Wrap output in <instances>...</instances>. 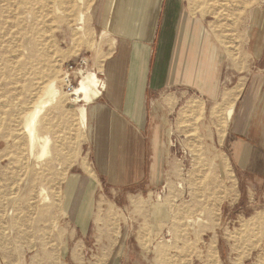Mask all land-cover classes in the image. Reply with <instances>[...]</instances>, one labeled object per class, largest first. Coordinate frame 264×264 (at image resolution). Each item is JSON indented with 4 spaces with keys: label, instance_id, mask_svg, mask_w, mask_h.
I'll return each instance as SVG.
<instances>
[{
    "label": "rangeland",
    "instance_id": "374dc122",
    "mask_svg": "<svg viewBox=\"0 0 264 264\" xmlns=\"http://www.w3.org/2000/svg\"><path fill=\"white\" fill-rule=\"evenodd\" d=\"M92 1L85 7L86 0H0V264H68L60 247L69 232L62 182L91 127L79 120L76 111L84 104L64 92L61 75L67 64L83 57L87 64L81 72L94 73L101 90L102 77L92 69ZM261 2L206 0L203 5L212 7V21L224 37L226 20L235 23L246 15L251 28V11ZM82 13L84 22L78 21ZM259 35L262 68L264 31ZM50 80L57 95L35 125L37 138L48 139L41 156V141L30 152L22 125ZM169 132L167 145L179 161V179L149 194L153 198L143 205L147 216L133 222L140 248L133 242L131 250L143 251L147 264H157L159 245L166 246L163 264H264V167L257 166L253 145L240 144L244 165L215 150L207 102L201 103L199 135ZM130 213L139 214V207ZM118 218L114 208L104 213L116 224Z\"/></svg>",
    "mask_w": 264,
    "mask_h": 264
},
{
    "label": "crops",
    "instance_id": "0c3cea01",
    "mask_svg": "<svg viewBox=\"0 0 264 264\" xmlns=\"http://www.w3.org/2000/svg\"><path fill=\"white\" fill-rule=\"evenodd\" d=\"M205 1H92V69L102 87L84 105L91 136L62 182L69 232L60 247L68 264H147L143 251L131 250L133 242L140 248L133 222L147 216L149 194L179 179L169 131L199 135L202 102L212 104L215 150L244 165L240 144L253 145L264 167V3L251 11V28L246 15L226 20L223 37ZM135 207L139 214L130 213ZM111 208L119 212L117 224L104 219Z\"/></svg>",
    "mask_w": 264,
    "mask_h": 264
},
{
    "label": "bare ground",
    "instance_id": "6f19581e",
    "mask_svg": "<svg viewBox=\"0 0 264 264\" xmlns=\"http://www.w3.org/2000/svg\"><path fill=\"white\" fill-rule=\"evenodd\" d=\"M91 1L92 0H86V2L85 3L83 2L84 4H82V5H84L86 7V6H88L91 3ZM66 10H68V9H66ZM78 21L84 22V14L83 13H82L81 17L78 19ZM16 50H17V48H16ZM81 71L82 70H78L77 71V74L80 73L79 81L77 82L78 84L76 85V87H74L73 94H74V99H75V101L77 103H81L82 102L84 105H86V104H89V103L95 101L96 98L99 96L100 92H99V89L97 87L98 86V78L95 76L94 73H82ZM56 95H57V90L55 88V83H54V81L50 80L46 84V86L44 88V91L42 93V96L39 99V102H37V104L33 107L32 110H30V112L24 117V120H23V125L22 126H23L24 131L27 134V137H28L27 139L29 140L30 152H32V150L35 147L36 143L38 142V140H40L41 142H39V148L41 149L40 150L41 151V156L44 155L45 152H47L46 151V147H47V144H48V139L46 137L37 138L36 131H35V125L37 123V117L41 114V112L43 111V109L45 107H47L51 103H53V101L56 98ZM84 105L78 106L77 109H78V111L80 113L79 114L80 115V121H81L82 125L85 127L86 110H85ZM231 114H232V108L229 107V109L227 111V118L228 119H230ZM42 194H44L43 191H42L41 195ZM43 199H45V198H43ZM165 247L166 246L159 245L156 248L155 261L157 262V264H163V263L166 262V256L164 254L165 253V249H164Z\"/></svg>",
    "mask_w": 264,
    "mask_h": 264
},
{
    "label": "built area",
    "instance_id": "2783aa9c",
    "mask_svg": "<svg viewBox=\"0 0 264 264\" xmlns=\"http://www.w3.org/2000/svg\"><path fill=\"white\" fill-rule=\"evenodd\" d=\"M87 61L85 58L81 57L77 61H74L70 64H67L61 75V85L64 92L68 96H74L73 90L78 82L79 75L77 74L78 70H82L85 67Z\"/></svg>",
    "mask_w": 264,
    "mask_h": 264
}]
</instances>
